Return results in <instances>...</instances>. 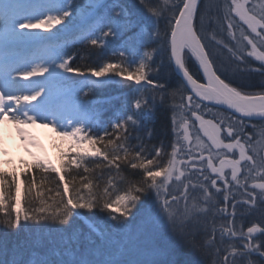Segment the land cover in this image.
Masks as SVG:
<instances>
[{
    "label": "snow or ice",
    "instance_id": "1",
    "mask_svg": "<svg viewBox=\"0 0 264 264\" xmlns=\"http://www.w3.org/2000/svg\"><path fill=\"white\" fill-rule=\"evenodd\" d=\"M69 34L104 57L73 66ZM165 68L175 87L157 79ZM252 74L264 78V0H0V123L32 146L38 123L68 143L60 168L0 170V264H264V79ZM114 82L132 99L103 120L108 101L79 93ZM157 103L171 111L167 150L146 143L151 129L133 135Z\"/></svg>",
    "mask_w": 264,
    "mask_h": 264
},
{
    "label": "trees",
    "instance_id": "2",
    "mask_svg": "<svg viewBox=\"0 0 264 264\" xmlns=\"http://www.w3.org/2000/svg\"><path fill=\"white\" fill-rule=\"evenodd\" d=\"M77 4H81L84 2V0H75ZM131 2H135V0H131ZM205 3L207 4H214L216 3V0H204ZM162 27H163V22H162ZM66 48L65 51L67 52L68 55H73L75 54V58L71 61V64L73 66L80 65L83 66L84 64H91L93 62H100L101 59L104 57V53H101L99 49H93L91 48L90 45L88 44H81L79 42V37L78 35L75 34H69L66 38ZM112 47H115L113 44ZM107 55H111V47L107 51ZM226 55V54H225ZM81 57H84V59H81ZM222 59L224 57H221ZM156 63L160 64L161 60H165L166 62V57H164L163 54L160 56L156 57ZM190 68L193 72H196L197 69L195 65L190 64ZM157 79L161 80L162 82H167L169 87H175L178 83V78L175 76H172L169 74L168 70L165 68L164 70L161 71L159 77ZM264 79L260 77L258 74H252L250 77V80L248 81L249 83H252L254 85L259 86L261 83V80ZM85 92L88 93L87 96H85ZM80 99L83 100H89V101H108L107 103H101L97 105V107L100 109L102 112V119L103 120H108L111 117L114 116L116 111L123 107L127 101H130L132 99L130 95V90L125 87L120 85L119 83H112L110 85H106L103 88L96 89L94 91H88V89H84V91L80 92ZM255 123V122H254ZM171 111L169 107L167 106H160L159 103L154 107V109L146 116V118L143 121L142 127L136 132L133 133V135H140L144 136L145 132L148 129L152 130V139L149 143V146L151 145H159L161 142L164 143L166 150L167 146L172 142L173 140V133L171 130ZM251 131V129H249ZM135 143V141H133ZM33 164H27L22 167V169L19 170H8L7 172H15L18 176L20 173L23 172H31ZM59 168V166H55ZM55 175V174H51ZM23 179V177H20ZM95 213L93 217V222L96 223L97 227L101 230H106L108 228V225L106 223V216L104 213H100L98 210H93ZM89 216H92V213H88ZM260 219V214L257 213L255 215H250L245 223V230L247 226H250L251 222H258ZM80 227L83 232H87V226L84 225L83 223L80 224ZM139 227V221L134 223V228ZM258 235V234H257ZM23 238V233L19 237L13 235L12 233H9L7 239L9 243L13 240L17 239H22ZM180 259H193L192 257L187 256L185 253L181 252L179 255ZM210 261L211 257H207Z\"/></svg>",
    "mask_w": 264,
    "mask_h": 264
},
{
    "label": "rangeland",
    "instance_id": "3",
    "mask_svg": "<svg viewBox=\"0 0 264 264\" xmlns=\"http://www.w3.org/2000/svg\"><path fill=\"white\" fill-rule=\"evenodd\" d=\"M35 51L39 54L38 49ZM252 67L258 65L253 64ZM16 128L17 125L9 121L0 123V170L17 171L37 160H47L53 166L61 167L60 152L67 151L68 143L62 141L51 127H42L40 123L28 126V131L38 140L37 146L21 140Z\"/></svg>",
    "mask_w": 264,
    "mask_h": 264
}]
</instances>
